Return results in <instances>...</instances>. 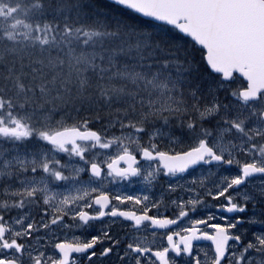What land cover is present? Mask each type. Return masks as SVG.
Segmentation results:
<instances>
[{"label": "snow or ice", "instance_id": "1", "mask_svg": "<svg viewBox=\"0 0 264 264\" xmlns=\"http://www.w3.org/2000/svg\"><path fill=\"white\" fill-rule=\"evenodd\" d=\"M0 264H264V0H0Z\"/></svg>", "mask_w": 264, "mask_h": 264}, {"label": "rangeland", "instance_id": "2", "mask_svg": "<svg viewBox=\"0 0 264 264\" xmlns=\"http://www.w3.org/2000/svg\"><path fill=\"white\" fill-rule=\"evenodd\" d=\"M136 185L133 186V188L135 187Z\"/></svg>", "mask_w": 264, "mask_h": 264}]
</instances>
